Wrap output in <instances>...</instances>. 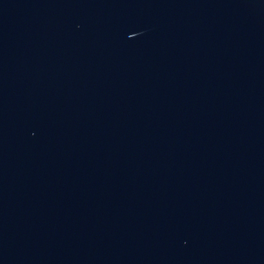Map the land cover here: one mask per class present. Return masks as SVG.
I'll return each instance as SVG.
<instances>
[{
    "label": "water",
    "instance_id": "95a60500",
    "mask_svg": "<svg viewBox=\"0 0 264 264\" xmlns=\"http://www.w3.org/2000/svg\"><path fill=\"white\" fill-rule=\"evenodd\" d=\"M0 264H264V0H0Z\"/></svg>",
    "mask_w": 264,
    "mask_h": 264
}]
</instances>
